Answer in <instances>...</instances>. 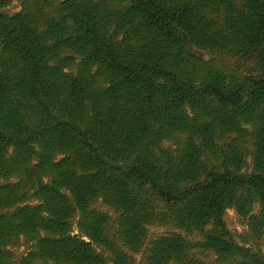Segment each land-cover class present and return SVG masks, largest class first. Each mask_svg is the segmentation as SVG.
I'll return each instance as SVG.
<instances>
[{
  "label": "trees",
  "instance_id": "obj_1",
  "mask_svg": "<svg viewBox=\"0 0 264 264\" xmlns=\"http://www.w3.org/2000/svg\"><path fill=\"white\" fill-rule=\"evenodd\" d=\"M11 1L0 264H264V0Z\"/></svg>",
  "mask_w": 264,
  "mask_h": 264
},
{
  "label": "rangeland",
  "instance_id": "obj_2",
  "mask_svg": "<svg viewBox=\"0 0 264 264\" xmlns=\"http://www.w3.org/2000/svg\"><path fill=\"white\" fill-rule=\"evenodd\" d=\"M20 5L18 4L17 0H12L8 5H6V8L8 11H14L16 9H19ZM204 56H207L206 53L204 52H201ZM251 157L250 155L247 157V161H246V164L244 166V170H249L251 168ZM101 200H97L94 204V206H96L97 208H100L102 210H107L109 212L110 215H112V217H115L113 216V212L111 211V209H109L108 206H106L105 204H103L102 202H100ZM93 206V204H92ZM253 212L255 213H258L259 211V205L256 203L255 206L253 207ZM111 217V216H110ZM224 218H225V221H226V224L228 226V228L230 230H232L233 232L235 233H240L244 230L247 229V225L244 224L243 220H242V217L236 212V210L233 208V207H228L226 208L225 212H224ZM148 236L145 240V244H144V247L142 249V251L140 252H134L133 253V257H134V261L132 262L133 264H145V258H146V254H147V249L149 247V244H150V240L152 238H155L158 234L160 233H163L164 230L166 229H169L168 226H165V225H159L158 223H153V224H150L148 225ZM73 231L74 232H78V229H77V226H76V222H74L73 224ZM199 236L198 232L192 234V235H188L186 236L188 240H194L196 239L197 237ZM237 240L239 242H242V238H240L239 236L237 237ZM7 248H10V246H8ZM13 250V252L15 254H20L22 253L23 251L26 252L29 248V246L27 245V243L24 242V240L22 239V242L21 244L18 245V247H13V248H10ZM11 250V251H12ZM145 250V251H143ZM194 250V248H193ZM199 256V254H198ZM201 258L204 260V261H208L210 262L213 258V255L212 253L210 252L208 254V256H201ZM110 264V263H108ZM172 264V263H171Z\"/></svg>",
  "mask_w": 264,
  "mask_h": 264
}]
</instances>
